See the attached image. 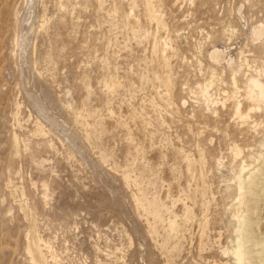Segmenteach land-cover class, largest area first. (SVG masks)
Segmentation results:
<instances>
[{"label": "rangeland", "instance_id": "374dc122", "mask_svg": "<svg viewBox=\"0 0 264 264\" xmlns=\"http://www.w3.org/2000/svg\"><path fill=\"white\" fill-rule=\"evenodd\" d=\"M240 51L264 65V0H0V264H234L231 185L264 152Z\"/></svg>", "mask_w": 264, "mask_h": 264}, {"label": "bare ground", "instance_id": "6f19581e", "mask_svg": "<svg viewBox=\"0 0 264 264\" xmlns=\"http://www.w3.org/2000/svg\"><path fill=\"white\" fill-rule=\"evenodd\" d=\"M156 3H154V4H156ZM146 11H149V10H146ZM158 11H159V9H156L155 6L153 7V10L151 11V16L156 20V24H157L156 25L157 26V33H156V36L154 39L153 48H154V52L156 54L155 57H157V61L156 60L155 61L158 64L155 62L154 63L159 66L158 69H160V68L163 69V67H165L167 65V61H168V57H169L168 55H169V52L171 50L172 44H170L169 39H167L166 37H162V35H161L162 33L160 30L163 26V24H162L163 21H161L162 19L159 17ZM149 15H150V13H149ZM151 16H149V17H151ZM261 26L262 25L259 24L252 29V34L254 36H260L261 31H262ZM227 30H230V29H227ZM233 30H235V29L231 27V31H233ZM224 34L225 33H223V36H224ZM239 55H240L239 57H240V62H241L240 65H246L248 70H250V72L246 75L245 83L243 85L244 100H246L249 103V107H248V109L244 110L242 108L241 101L238 99L233 103V108H234V115L240 117L244 121L245 119L250 117V113L252 112L253 109L256 110L258 108H261V109H263V112H264V80L261 77L262 75L264 76V65H261V66L250 65L248 62V59L244 56L242 51L239 52ZM209 59L216 65H221L222 63H226L228 66H230L231 62H232V58L227 56L226 50L218 48V47H214L212 49V51L209 53ZM252 66H253V69H250ZM231 67H232V65H231ZM152 69H153V67H152ZM213 70H212L211 79H209L203 85H198V90H199L200 98L203 100L204 104H206L207 108L211 109L214 113H217V110L214 107V105H216V103H215L216 98L213 99V97H211V95L208 93V87L212 86V83H213V76H214ZM240 70H241V67H240ZM240 70H238V68L235 70L231 68L232 91L229 92L227 90H224L223 93L226 96L225 98L233 97V93L239 89V85H238L237 80H236V73ZM252 70H254V71L251 72ZM161 71H163V73H164L165 70H161ZM160 74L162 75V73H160ZM218 74H220V73H218ZM157 76H158V74H157ZM162 79H160V80H162ZM163 100H165V99H163ZM222 100H224V99H222ZM225 101H223V103ZM108 120L106 122H108ZM255 124L256 123L254 122V126H255ZM260 147H261V149L259 152L248 153L249 160L242 159L239 162L238 168L236 171L237 174L234 178L233 184L231 183L232 185H231V189H230L231 190L230 194H232V197H233V202L231 204H233V206H234V213H233L232 217H233L234 225H235V228H234L235 241H234L231 249L226 247L223 252L225 254L229 255V257L234 261L231 263H234V264H264V231L262 232L259 228L261 221L264 220V152H263V142H260ZM241 154H242L241 148L236 147L234 156L237 157V156H240ZM218 164L219 165L222 164L221 160H218ZM190 169H191V167H190ZM206 203H207V201H206ZM29 216H30V214H29ZM187 218H189V217H187ZM29 226H28V228L32 227V226H30V227ZM154 228H155V226H154ZM148 235H149V232H148ZM200 236H201V234H200ZM197 238H199V236ZM28 244L30 245V241L28 242ZM35 246H33V247H35ZM29 248H31V247H29ZM197 248L199 249V246ZM33 249L35 250V248H33ZM39 258H41V257H39ZM34 259H35V256H34ZM35 260H37V259H35ZM40 263L41 262H38L37 264H40Z\"/></svg>", "mask_w": 264, "mask_h": 264}]
</instances>
